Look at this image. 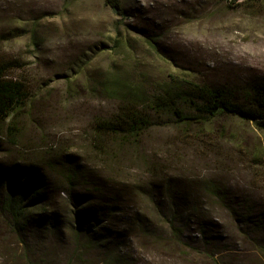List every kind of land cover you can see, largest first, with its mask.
Listing matches in <instances>:
<instances>
[{
    "label": "rangeland",
    "instance_id": "1",
    "mask_svg": "<svg viewBox=\"0 0 264 264\" xmlns=\"http://www.w3.org/2000/svg\"><path fill=\"white\" fill-rule=\"evenodd\" d=\"M124 1L127 19L106 0H0V61L30 94L0 123V264H264L254 122L153 127L138 148L94 128L116 110L98 94L108 71L149 89L175 76L236 94L264 79V0ZM75 165L85 181L69 179ZM16 166L51 182L23 221L2 206ZM93 185L101 194L83 205L111 210L96 225L77 214Z\"/></svg>",
    "mask_w": 264,
    "mask_h": 264
},
{
    "label": "trees",
    "instance_id": "2",
    "mask_svg": "<svg viewBox=\"0 0 264 264\" xmlns=\"http://www.w3.org/2000/svg\"><path fill=\"white\" fill-rule=\"evenodd\" d=\"M240 2L231 0L230 5H241ZM106 4L121 18L129 17L124 0H106ZM9 68L7 63L0 61V123L10 119L30 98L26 82L9 74ZM98 94L102 98L114 100L117 105L108 117L95 122V132L98 135L118 137L125 147H142L147 138L144 136L153 127L171 124L188 126L223 115L252 121L264 131V79L252 81L238 94L222 87H212L175 76L149 89L130 76L113 70L100 79ZM68 171V175H72L69 179L73 182H80L81 179L85 181V174L80 167L75 165V168H69ZM39 172V168L32 166H16L13 170L2 206L15 220H27L32 210L30 207L37 208L48 199L51 182ZM100 190L97 185H93L92 194L79 195L81 207L77 214L92 217V225L99 224V216L111 211L108 205H103L100 208L103 215H99V209L97 211L93 205L92 213L91 208L87 210L83 205L90 202L91 198L92 202L96 200L95 194H101ZM183 192L185 190L172 194V197L185 198ZM75 225L79 233L86 230L80 220ZM86 234L91 239L90 232L86 231ZM175 238L180 242L178 235ZM106 240L105 236L93 235L92 243H103Z\"/></svg>",
    "mask_w": 264,
    "mask_h": 264
}]
</instances>
